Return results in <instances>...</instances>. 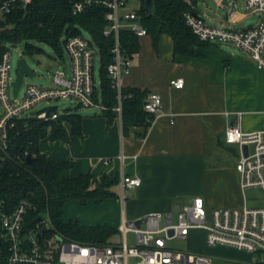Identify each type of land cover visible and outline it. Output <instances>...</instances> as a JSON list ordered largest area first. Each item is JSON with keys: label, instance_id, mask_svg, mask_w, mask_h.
Wrapping results in <instances>:
<instances>
[{"label": "crops", "instance_id": "obj_1", "mask_svg": "<svg viewBox=\"0 0 264 264\" xmlns=\"http://www.w3.org/2000/svg\"><path fill=\"white\" fill-rule=\"evenodd\" d=\"M245 1L240 4L236 0L238 7L232 17L222 7L224 15L214 18L216 25L210 26L236 30L254 27L258 17L243 10ZM198 16L206 22L200 12ZM139 43L140 51L123 77V87L140 88L149 96L159 94L163 105L146 137L137 136L145 132L143 127L124 134L119 118L108 122L106 117L95 115L83 119V138L70 137L64 142L47 137L40 143L41 153L50 161L75 162L70 173L73 178L91 174L94 178L119 175L121 179L122 155L124 172L140 178L142 184L130 188L135 198L127 199L122 209L113 199L90 201L94 212L87 224H82L85 226L118 229L124 218L174 214L173 209L184 198L194 197V202L200 196L207 205L231 208L242 193L236 165L215 164L216 153L226 145L229 126L240 123L245 132L264 129V71L256 68L242 50L212 44L198 47L195 57L174 56V44L168 35L157 46L150 35L141 37ZM177 79L184 80L183 88L171 86ZM107 158L112 161L105 165Z\"/></svg>", "mask_w": 264, "mask_h": 264}, {"label": "built area", "instance_id": "obj_2", "mask_svg": "<svg viewBox=\"0 0 264 264\" xmlns=\"http://www.w3.org/2000/svg\"><path fill=\"white\" fill-rule=\"evenodd\" d=\"M214 1L224 7V0ZM132 2L139 4V0L73 2L75 15L85 12L87 7L94 4H103L109 9L105 15L111 25L105 29V35L113 33L116 46L113 49L114 61L108 65V74L112 78L113 87L119 93L118 107L115 110L122 124L121 89L123 77L129 73L132 61L122 55L120 31L122 28L129 29L140 38L148 35L139 14L136 13L139 5L130 12H123ZM30 3L31 0H2L0 18L18 7L25 9ZM237 7L236 0H229L227 11L230 17L234 15ZM243 10L258 17L254 27L236 30L228 26H208L200 16L191 13L186 16L187 24L201 42L231 45L242 50L251 57L256 68L264 71V0H246ZM64 52L71 62L70 73L59 68L53 76V87L41 88L29 84L22 100L20 91L17 97L13 94L12 53L8 49L0 57V103L5 110V115L0 118V145L3 148L8 144L9 124L16 118L36 117L43 123L58 121L67 110L62 111L52 106L51 103L59 99H72L83 107L104 109L93 99L96 89L94 56L98 54L100 57V53L92 37L78 35L64 38ZM184 85L183 79L171 81V86L176 89H181ZM44 103V107L37 108ZM144 105L147 112L157 116L162 112V97L152 93ZM225 133L226 144H237L241 148L240 157L235 164L245 199L243 206L216 207L209 212L205 199L200 196L176 216L172 213H154L139 220L124 218L118 228L124 237L122 245H93L73 241L56 231L50 232L52 225L48 214L44 227L38 224L27 231L25 214L29 203L23 200L12 212L0 210V264H212L213 258L207 253H185L168 247L172 239H186L192 231L201 229L206 233L205 241L209 247H233L251 256L244 264H264V206H249L246 194L249 189L264 190V129L245 132L238 123L229 126ZM245 145L249 148L248 155ZM119 159L122 167V191L138 188L142 184L140 178L127 175L123 167L125 156L122 155ZM111 161L112 159L107 158L104 164H110ZM130 234L134 235V245L128 244Z\"/></svg>", "mask_w": 264, "mask_h": 264}, {"label": "trees", "instance_id": "obj_3", "mask_svg": "<svg viewBox=\"0 0 264 264\" xmlns=\"http://www.w3.org/2000/svg\"><path fill=\"white\" fill-rule=\"evenodd\" d=\"M73 2L31 0L25 9L18 7L0 18V57L11 44L23 45L24 52L31 56L42 54L45 51L36 43H45L56 55L64 58V38L89 32L99 48L101 61L100 92L95 89L93 99L104 108L102 117L112 122L118 118L115 109L119 93L108 74L116 46L114 34L105 35V29L111 25L105 15L109 9L103 4H94L75 15ZM150 3L154 14L145 9L146 0H139L136 13L155 46L164 35H168L174 44V56L195 57L198 47L212 45L201 42L187 24L188 14L198 15L196 0H150ZM139 40L140 37L131 30L121 29L119 41L124 58L133 61L140 51ZM121 91L123 133L143 127L145 132L137 136L145 138L156 117L145 109L148 91L136 87H122ZM83 119L84 116L77 111L67 109L55 122L43 123L36 117L16 118L10 122L7 147L0 145V210L12 212L24 200L29 203L25 214L27 231L38 224L44 227L48 214L52 225L50 232H59L76 242L105 245L110 236L119 232L118 229L106 225L64 223V209L71 201L78 200L80 204L87 205L93 200L103 203L115 197L111 188L121 184L120 176L94 178L91 174H82L73 178L70 173L74 161L52 162L47 154L40 151V143L47 137L64 142H69L70 137L83 138Z\"/></svg>", "mask_w": 264, "mask_h": 264}, {"label": "rangeland", "instance_id": "obj_4", "mask_svg": "<svg viewBox=\"0 0 264 264\" xmlns=\"http://www.w3.org/2000/svg\"><path fill=\"white\" fill-rule=\"evenodd\" d=\"M239 3L241 4L242 0ZM199 2V10L200 14L206 20V24L209 25H216L214 18H219V16L224 15L223 8L220 4H217L214 0H198ZM139 4L137 2L130 3L123 12H130ZM84 36L89 37V32L84 31ZM36 45L43 49L45 53L38 54L31 56L26 54L23 48V45L20 44H11L7 45L9 52L12 53L11 57V64H12V71H11V79L15 81L17 78V63L20 59H26L28 63L32 66L35 71L34 79L30 78L28 75L25 77V83L20 89V100L23 99L25 96L26 89L29 84H35L41 88L45 87H53V76L58 71L59 68L65 70L68 74L71 70V62L66 54H64V58L59 57L56 55L55 51L49 47L47 44L36 43ZM94 76H95V85L98 92L100 89V68H101V61L99 55L94 56ZM46 103L37 106V108L44 107ZM52 106H56L58 109L64 111L66 109H73L77 111L84 118H88L90 116L94 117L102 116V110L97 107H83L79 105L76 100L72 99H59V101H55L51 103ZM5 115V110L0 103V118ZM215 156V164H220L221 166L227 165V163H236L241 154V148L237 144H226L225 147L216 153ZM236 165V164H235ZM236 168V166H235ZM237 179L240 184L239 174L236 171ZM112 192L115 193V197H111L108 199H113L118 206L122 209L125 201L127 199H134L135 194L133 189H126L124 192L122 191V185H116L111 188ZM247 194V203L251 207H261L264 206V190H252L249 189L246 191ZM193 198H184L181 202L176 205V208L173 209L175 216L177 213L185 206V204H191L193 202ZM245 203V199L243 194L240 192V196L236 201L235 205L231 207H240L243 206ZM94 204V203H93ZM91 203L87 205H82L80 202L71 201L67 203L64 211V219L67 223H74V224H87L88 220L93 216L94 210L91 208ZM217 204H208L207 210L209 212L215 209ZM205 231L204 230H195L190 233V235L186 239H172L168 243V247L175 251L180 252H191V253H207L212 260V264H244L245 262L250 259V255L246 254L245 252H241L236 248H230L225 246H217V247H209L207 242L205 241ZM128 244L134 245V235L130 234L128 236ZM124 242V237L122 233L117 232L109 237L107 240V244L112 243L116 245H122Z\"/></svg>", "mask_w": 264, "mask_h": 264}, {"label": "water", "instance_id": "obj_5", "mask_svg": "<svg viewBox=\"0 0 264 264\" xmlns=\"http://www.w3.org/2000/svg\"><path fill=\"white\" fill-rule=\"evenodd\" d=\"M228 4H229V0L223 1L224 11H227ZM145 9L149 11V13L154 14L153 9L151 7L150 0H146ZM17 64H18L17 65V78L12 84L13 94L16 97L19 95L18 93L25 82V77L27 75L32 79H34L35 77V71L26 59H20ZM244 148H245L246 155H248V151H249L248 146L245 145ZM30 159H31V156L28 158V160ZM137 225L138 227L140 226V221L137 222Z\"/></svg>", "mask_w": 264, "mask_h": 264}]
</instances>
